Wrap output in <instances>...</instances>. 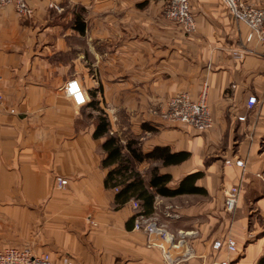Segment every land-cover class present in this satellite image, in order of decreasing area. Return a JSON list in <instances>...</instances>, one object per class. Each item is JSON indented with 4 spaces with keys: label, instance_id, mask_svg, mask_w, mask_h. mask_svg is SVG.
<instances>
[{
    "label": "crops",
    "instance_id": "0c3cea01",
    "mask_svg": "<svg viewBox=\"0 0 264 264\" xmlns=\"http://www.w3.org/2000/svg\"><path fill=\"white\" fill-rule=\"evenodd\" d=\"M169 1L31 0V17L0 5V250L28 248L74 264H164L133 229L131 201L117 207L116 190L105 185V138H94L100 113L89 107L96 95L123 145L133 138L144 153L189 154L168 167L138 164L147 181L152 167L172 177L170 189L204 173L195 186L206 194L157 197L154 205L163 222L168 207L181 214L167 221L173 233H193L197 256L186 264H259L264 257V227L252 220L253 209L264 218V42H249L250 29L221 0H190L196 30L188 34L165 19ZM242 1L264 9V0ZM82 9L85 35L73 24ZM74 78L89 95L81 108L63 92ZM205 89L209 131L154 114L176 94L198 101ZM57 178L68 185L59 188ZM239 185V204L228 215L225 193ZM228 239L237 253L213 250Z\"/></svg>",
    "mask_w": 264,
    "mask_h": 264
},
{
    "label": "built area",
    "instance_id": "2783aa9c",
    "mask_svg": "<svg viewBox=\"0 0 264 264\" xmlns=\"http://www.w3.org/2000/svg\"><path fill=\"white\" fill-rule=\"evenodd\" d=\"M232 18L247 25L250 34L247 38L249 42H264V9L254 7L244 3L242 0H221ZM31 0H0L2 6L14 7L20 17H31L34 14L30 4ZM163 15L166 20L182 27L186 33H193L196 30V20L191 12L190 0H170L166 5ZM241 57L240 54L236 55ZM64 96L69 99L76 108L84 107L89 102V95L78 79L69 80L63 89ZM208 93L205 89L198 101L192 100L188 94L179 93L173 96L167 103V108L161 113V118L165 122L182 123L197 131H209L213 128V119L208 107ZM4 95L0 89V107L3 105ZM257 104L256 98H250L248 107L254 108ZM245 118H240L244 121ZM231 161H226V165H231ZM237 167L243 168L244 162H235ZM59 188L68 185V181L63 178L56 180ZM241 185L234 186L225 193V211L233 214L239 204L241 195ZM118 192V189H115ZM133 209L136 211L134 217L135 231L143 232L147 236V246L157 249L164 264H186L196 258V252L189 244V237L193 233L179 232L173 233L167 226L168 222H178L181 214L174 208L168 207L164 212L163 222L158 216L145 215L139 201H131ZM214 251L227 249L229 253H237L236 242L228 240H217L213 243ZM0 264H74L68 256H62L56 262L49 253L36 254L28 248H8L0 250ZM212 264H217L216 262ZM220 264H230L224 261Z\"/></svg>",
    "mask_w": 264,
    "mask_h": 264
},
{
    "label": "trees",
    "instance_id": "16d2710c",
    "mask_svg": "<svg viewBox=\"0 0 264 264\" xmlns=\"http://www.w3.org/2000/svg\"><path fill=\"white\" fill-rule=\"evenodd\" d=\"M85 10L82 9L75 15L74 28L83 35L86 33V23L83 18ZM100 102L97 96L92 95L89 107L99 111L98 126L94 138H105L103 149L106 157L103 160V167L108 169L105 185L109 189H118L115 197L117 207H121L132 200L140 202L145 215L154 214V205L157 197H176L184 194H206V192L195 186L196 182L204 176L203 172H197L184 178L177 189H170L172 182L170 175L160 173L159 167H152L149 170V181L145 179L138 170L137 165L146 161H162L164 167L178 165L188 159V153L172 154L169 148L157 147L150 153L142 151L138 139L128 140L123 145L121 138L111 134V123L108 115L99 107ZM144 128H146L144 126ZM126 151V153H125ZM135 217V216H134ZM134 225V218H133ZM259 264H264V257Z\"/></svg>",
    "mask_w": 264,
    "mask_h": 264
},
{
    "label": "rangeland",
    "instance_id": "374dc122",
    "mask_svg": "<svg viewBox=\"0 0 264 264\" xmlns=\"http://www.w3.org/2000/svg\"><path fill=\"white\" fill-rule=\"evenodd\" d=\"M164 110H162V111H160V112H154V114L156 115V116H159L160 118H161V113L163 112ZM162 119V118H161ZM163 120V119H162ZM253 211H254V213H253V215H252V220L254 219V220H256V222H259V224L260 225H262V227H264V218H262L257 212H255V210L253 209ZM228 215H230V214H228ZM170 225L171 224H167V226L169 227V229L171 230V228H170ZM13 248V247H12ZM14 248H19V247H14ZM6 249H8V248H6ZM1 250H5V248L4 249H1Z\"/></svg>",
    "mask_w": 264,
    "mask_h": 264
}]
</instances>
